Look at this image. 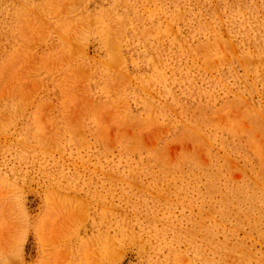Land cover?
Wrapping results in <instances>:
<instances>
[{
	"label": "rangeland",
	"instance_id": "obj_1",
	"mask_svg": "<svg viewBox=\"0 0 264 264\" xmlns=\"http://www.w3.org/2000/svg\"><path fill=\"white\" fill-rule=\"evenodd\" d=\"M0 264H264V0H0Z\"/></svg>",
	"mask_w": 264,
	"mask_h": 264
}]
</instances>
